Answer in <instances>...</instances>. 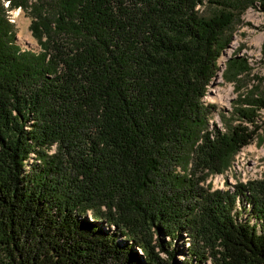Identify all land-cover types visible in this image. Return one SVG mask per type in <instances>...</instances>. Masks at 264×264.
<instances>
[{"label": "trees", "instance_id": "1", "mask_svg": "<svg viewBox=\"0 0 264 264\" xmlns=\"http://www.w3.org/2000/svg\"><path fill=\"white\" fill-rule=\"evenodd\" d=\"M208 2L209 16L204 0H0V264H179L183 235L182 264H264V181L201 185L261 129L264 92L224 130L204 98L264 0ZM14 10L39 53L17 44Z\"/></svg>", "mask_w": 264, "mask_h": 264}, {"label": "rangeland", "instance_id": "2", "mask_svg": "<svg viewBox=\"0 0 264 264\" xmlns=\"http://www.w3.org/2000/svg\"><path fill=\"white\" fill-rule=\"evenodd\" d=\"M204 3L205 7L199 5L198 9L206 16H209L215 8L209 7L208 0H204ZM10 18L11 22H14L16 26L17 44L24 50H31L39 53L41 47L32 35L30 29L31 18L29 15L22 10H14L10 13ZM263 26L264 15L258 8L248 9L242 15L241 21L236 24L232 42L229 47L224 50L219 59L220 71L208 87L207 94L204 98V102L207 105H215L217 107L210 120L211 130H213L216 125L219 129L224 130L225 127L221 119V114L224 113L229 117L228 114L232 112L234 103L240 96L248 97L254 92L257 97L261 96V92H264ZM236 56L247 59L250 69L236 78L233 77L230 80H226L224 77V72L227 70L226 63ZM257 88L259 89L257 90ZM257 121L261 129L255 140L232 158L229 167L223 171V173L210 174L207 180L201 183L204 188L209 189L210 192H221L231 195L235 193L237 187L240 185L247 186L252 182L264 181V110L258 113ZM55 150L56 147L54 146V148L50 150V154H53ZM33 164L40 165V161H38L34 155L27 161V170H29V167ZM235 184L236 186H234ZM93 218L94 214L91 211L85 216V219L89 221H93ZM97 224L103 225L109 230H115L114 227H107L108 222L106 220H101L97 222ZM180 239L175 243V247L181 250L177 259L179 264H182L185 257L182 251L184 252L186 250L189 246V242L186 235H183ZM120 240H124V237H121ZM166 241H169V239L166 238ZM205 264L213 263L209 260Z\"/></svg>", "mask_w": 264, "mask_h": 264}, {"label": "bare ground", "instance_id": "3", "mask_svg": "<svg viewBox=\"0 0 264 264\" xmlns=\"http://www.w3.org/2000/svg\"><path fill=\"white\" fill-rule=\"evenodd\" d=\"M227 55H228V53H227ZM227 55H226V56H227ZM214 99H215V98H214ZM220 101H221V100H220ZM224 184H225V183H224ZM230 184H231V183H230ZM238 185H239V184H238ZM245 185H246V184H245ZM234 186H236V184H235ZM219 187H220V186H219ZM232 189H233V188H232ZM225 191H226V190H225ZM229 191H230V190H229ZM229 191H227V192H229ZM230 193H231V192H230Z\"/></svg>", "mask_w": 264, "mask_h": 264}, {"label": "built area", "instance_id": "4", "mask_svg": "<svg viewBox=\"0 0 264 264\" xmlns=\"http://www.w3.org/2000/svg\"><path fill=\"white\" fill-rule=\"evenodd\" d=\"M14 23V22H13Z\"/></svg>", "mask_w": 264, "mask_h": 264}]
</instances>
